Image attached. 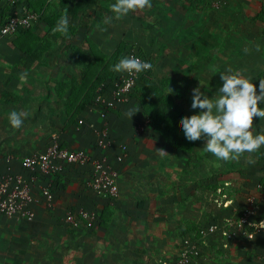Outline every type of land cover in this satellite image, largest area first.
<instances>
[{"label": "crops", "instance_id": "0c3cea01", "mask_svg": "<svg viewBox=\"0 0 264 264\" xmlns=\"http://www.w3.org/2000/svg\"><path fill=\"white\" fill-rule=\"evenodd\" d=\"M85 1L47 0L41 21L21 37L4 44L0 60L3 69L0 72V155L12 154L20 158L37 154L53 141L94 155L100 153L92 129L84 125L79 131L77 121L81 118L87 123H101L90 108L87 82L92 80L90 68L99 54L111 57L118 46V38H112L113 30L108 24L115 23L109 7L115 0H95L90 5ZM202 2L176 0V5L182 11L180 15L189 17L195 24L199 15L193 10L202 6ZM232 3L241 13L243 22L249 21L246 32H253L264 46V0H226L227 5ZM61 13L69 20L67 34L52 32ZM210 23L213 25V21ZM189 39L191 34L184 37L190 48L192 40ZM186 58H183L185 63ZM13 61L14 65L27 66L28 71L10 72ZM133 107L137 112L130 118L126 113ZM180 109L189 116L194 111L185 106ZM11 110L24 113L23 124L18 129L9 125ZM143 112L133 100L109 116L113 139L125 143L129 150V156L120 165L118 198L103 200L89 191L90 166L66 165L59 174L43 177L40 181L41 184L52 181L55 206L53 209L38 206L33 221L38 234L48 231V237L59 241L67 237L56 227L65 222L70 207L74 211L83 208L98 213L95 229L81 228L83 264H128L129 261V264H158L162 258L174 260L184 235L195 232L198 226L227 217L231 212V216L236 214L244 208L247 196L258 195L257 184L262 179L264 158L247 174L210 170L209 164L205 167L197 164L192 173L185 171L193 159L205 158L198 150L201 141L191 144L192 148L196 147L195 151L185 153L181 147L172 150L166 139L155 135L151 128L139 134L136 124L144 122ZM106 153L113 161L116 147ZM167 156L174 158L173 169L166 166ZM14 168L16 172L27 174L18 161L14 162ZM4 172L5 164L0 162V176ZM209 177L217 178L212 181ZM215 187H223L229 193L237 212L232 208H215L212 201ZM220 241L217 237L206 242L199 264H218V253L225 258L222 264H255L257 254L264 253V234L256 235L252 241L239 238L230 244L229 250L223 249Z\"/></svg>", "mask_w": 264, "mask_h": 264}, {"label": "rangeland", "instance_id": "374dc122", "mask_svg": "<svg viewBox=\"0 0 264 264\" xmlns=\"http://www.w3.org/2000/svg\"><path fill=\"white\" fill-rule=\"evenodd\" d=\"M203 1L202 6H196L197 9L193 10H197L199 15L195 24L190 22L189 17L188 19L180 15L182 11L180 12L177 7L176 0H151V8L135 10L120 19L112 18L115 23L113 21L108 23L113 30L112 38L115 36L118 38L117 48L121 53L119 58L126 56L127 51L135 50L151 63V69L142 80L140 79L132 97L140 111H144L141 117H145V125H142L143 128H140L138 133L151 128L155 135L166 139L172 150L181 147L185 153H191L196 148L191 146L194 141L185 139L181 127V117L189 114L180 108L185 106V109H192V89L199 85L201 91L211 97L221 84L219 73L229 69H239L246 75H251L257 85L264 74V46L259 44L253 32L251 34L246 32L247 27H250L249 21L243 22L241 13L237 12L233 3L227 5L226 0ZM85 2L90 5L95 3V0ZM101 18L107 22L109 20L105 16ZM101 18L98 20L104 25L105 22ZM190 34L189 40H192V43L189 48V44L184 42V37ZM185 56L188 57L186 63L183 59ZM14 64V61L11 62L10 72L28 71L27 66ZM0 72H3V69L0 68ZM200 80L205 85H200ZM99 84L98 82L92 84V89ZM92 95V91L88 92L87 99L91 100ZM193 110L190 115L199 111ZM253 128L256 132L264 131V118L254 117ZM198 140L201 141V148H197L204 153L205 158H200V161L193 159L189 163L185 171L189 170L191 173L196 170L197 164L203 167L209 164L210 170L242 171L247 174L252 167L259 166L264 158V146H261L257 151L244 153L236 160L219 161L211 153L205 152L203 149L205 140ZM182 141L185 144L181 146ZM167 157L166 166L170 165L168 169H173L174 158ZM182 158L186 159V156L182 155ZM209 178L214 181L217 177ZM238 184L236 182V186ZM70 209L72 207L68 208V211ZM231 214L229 213L227 217ZM56 229L64 231L67 237L59 241L55 237H48L46 234L48 231L38 234L33 222L0 216V264H83L81 228L73 229L64 222ZM195 232L184 235L181 245L186 236L189 237ZM217 255L218 264H222L221 260L225 258L221 257L220 253ZM260 255L257 254L258 257ZM98 258L101 259L100 256ZM169 259L162 258L158 264H165ZM257 261L255 264H261L259 260Z\"/></svg>", "mask_w": 264, "mask_h": 264}, {"label": "built area", "instance_id": "2783aa9c", "mask_svg": "<svg viewBox=\"0 0 264 264\" xmlns=\"http://www.w3.org/2000/svg\"><path fill=\"white\" fill-rule=\"evenodd\" d=\"M41 16L42 14L30 8L28 0H0V55L5 43L16 39L21 33L28 32L41 21ZM138 53L129 50L125 55L139 57L150 63ZM150 69L133 75L117 72L97 86L90 108L101 123L95 125L81 118L77 121L79 131L84 125H88L94 132L95 146L100 151L97 155L81 148L63 146L57 141L46 146L42 152L29 156L16 158L12 154L0 155V162L5 164V172L0 176V216L33 222L37 216L38 206L53 209L54 185L52 181L42 184L40 181L43 177L50 178L59 174L66 165L90 166L91 177L87 182L89 191L103 200L112 201L118 198L120 165L127 158L128 146L113 139L109 116L132 101L141 77ZM139 124L136 125V132L143 128L145 122ZM112 147H116L113 161L106 153ZM16 161L27 174L15 171ZM224 186L227 187L228 184L225 183ZM257 191V196L246 197L244 208L237 212L229 193L223 187H215L213 205L223 209L232 208L237 213L199 226L193 235L186 236L183 240L177 257L165 264H199L203 246L210 238H220L223 249L229 250L230 244L239 238L252 241L256 235L264 234V227L260 225L264 222V162L262 179L257 184ZM98 219L97 212L83 208L69 210L65 214V222L73 229L91 230L95 228ZM257 260L264 264V253Z\"/></svg>", "mask_w": 264, "mask_h": 264}, {"label": "clouds", "instance_id": "9594fccd", "mask_svg": "<svg viewBox=\"0 0 264 264\" xmlns=\"http://www.w3.org/2000/svg\"><path fill=\"white\" fill-rule=\"evenodd\" d=\"M151 6V0H115L109 7L113 17L120 19ZM68 26V17L61 13L52 32L67 34ZM111 68L114 72L133 75L150 69L151 64L139 57L122 56ZM219 74L221 84L211 97L201 91L199 85L192 89L191 108L199 111L181 117V127L186 140L204 139L203 149L226 162L264 146V131L256 132L253 128L254 117L264 118V106H260L264 105V79H259L257 85L251 75L239 69ZM200 85L205 84L200 80ZM136 112L133 107L126 114L131 118ZM23 117V112L9 111V125L13 129L20 128ZM260 225L264 227V222Z\"/></svg>", "mask_w": 264, "mask_h": 264}, {"label": "trees", "instance_id": "16d2710c", "mask_svg": "<svg viewBox=\"0 0 264 264\" xmlns=\"http://www.w3.org/2000/svg\"><path fill=\"white\" fill-rule=\"evenodd\" d=\"M28 1H29V6L31 9L36 10L37 12L42 14V16H41V19H42L44 16V13H45L47 0H37V1L28 0ZM25 33H27V32H25ZM25 33L19 34L17 38L21 37ZM16 42L17 41L15 40L14 43H16ZM120 54L121 53L119 51V48H116L115 52L113 53V55L111 57H107L103 54H99V56L96 60V63H94L91 66L90 72H92V75L89 77H91L92 80H89V82H87V83H88V91L89 92L92 91L93 95H94V92H95L97 87L93 90L92 84H94L96 82L101 83L102 81L113 77L114 74L117 73V72L112 71L111 66L114 65L116 62H118V58H119ZM143 77H145V75ZM143 77H141V80ZM93 95H92V98H93ZM134 95L135 94H133V97H134ZM92 98L90 100V103L92 101Z\"/></svg>", "mask_w": 264, "mask_h": 264}]
</instances>
